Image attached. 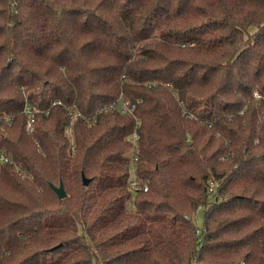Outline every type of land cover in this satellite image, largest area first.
<instances>
[{"label":"trees","instance_id":"16d2710c","mask_svg":"<svg viewBox=\"0 0 264 264\" xmlns=\"http://www.w3.org/2000/svg\"><path fill=\"white\" fill-rule=\"evenodd\" d=\"M0 154V264H264V0H0Z\"/></svg>","mask_w":264,"mask_h":264},{"label":"built area","instance_id":"2783aa9c","mask_svg":"<svg viewBox=\"0 0 264 264\" xmlns=\"http://www.w3.org/2000/svg\"><path fill=\"white\" fill-rule=\"evenodd\" d=\"M254 95L255 96H257V94L256 93H254ZM258 97V96H257ZM133 108V106H131V108L128 106V103L127 102H125V103H122V105L118 108L119 110H120V112L122 113V114H124V113H129L130 112V109H132ZM31 130V120H28L27 122H26V125H25V131L26 132H28V131H30ZM137 138L136 137H133L132 138V146H133V153H136L137 151L135 150V148H134V146L136 145L135 144V140H136ZM136 160V158H134V159H132L131 161H135ZM10 162V160H9V158H7L6 156H4V155H2V154H0V167H1V165H3V164H7V163H9ZM217 187V183L216 182H211L209 185H208V188H207V191H208V193H211V192H213V191H215V188ZM129 188L132 190V191H138V190H142L143 192H145V191H147V187H143V186H141L136 180H135V178H134V176H133V178H132V180L130 181V185H129ZM199 210V209H198ZM195 235L196 236H199L200 235V230L199 229H196L195 230Z\"/></svg>","mask_w":264,"mask_h":264},{"label":"water","instance_id":"95a60500","mask_svg":"<svg viewBox=\"0 0 264 264\" xmlns=\"http://www.w3.org/2000/svg\"><path fill=\"white\" fill-rule=\"evenodd\" d=\"M88 182L89 181L87 179H85L84 177L82 178L83 186H87ZM53 189H54V192L57 195L58 199L61 200V199H64L66 197V193H65L63 186L61 184H59L58 187H53Z\"/></svg>","mask_w":264,"mask_h":264},{"label":"rangeland","instance_id":"374dc122","mask_svg":"<svg viewBox=\"0 0 264 264\" xmlns=\"http://www.w3.org/2000/svg\"><path fill=\"white\" fill-rule=\"evenodd\" d=\"M133 175L130 173V181L132 180ZM133 192V191H132ZM129 208H132L133 203L132 200L128 203ZM203 215L201 213H198L194 216V223L197 227H202L203 226Z\"/></svg>","mask_w":264,"mask_h":264}]
</instances>
